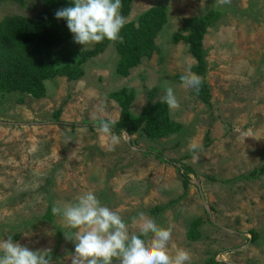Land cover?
I'll return each instance as SVG.
<instances>
[{
	"label": "rangeland",
	"instance_id": "374dc122",
	"mask_svg": "<svg viewBox=\"0 0 264 264\" xmlns=\"http://www.w3.org/2000/svg\"><path fill=\"white\" fill-rule=\"evenodd\" d=\"M41 4L0 0V19L12 13L33 17ZM158 4L166 7L167 22L155 38L157 50L128 74L117 72L119 55L110 41L84 63L81 77L46 79L40 97L0 92V241L11 237L32 251L50 250L52 264H72L75 241L66 234L77 229L52 208L75 203L78 195L92 191L123 218L130 234L139 233L133 221L140 213L170 228V252L187 250L190 264H208L209 257L217 264H264V173L237 178L264 162V138L239 135L252 129L264 137V0H132L126 19L135 21ZM213 7L224 13L203 37L210 92L206 103L181 86V75L195 59L187 44L173 43L171 35L184 18ZM165 81L179 99V108H168V113L182 124L180 132L151 139L138 131H112L120 141L113 146L97 125L89 128L97 118L118 120L121 107L112 91L132 86L136 92L130 110L137 114L149 89L156 88L153 100L164 97ZM192 142L200 146L194 152L189 150ZM169 158L195 170L184 194L183 176L175 167L180 162ZM172 198L178 199L158 215L147 212ZM49 204L51 220L43 217ZM193 220L199 221L200 234L190 239ZM113 264L120 261L114 258Z\"/></svg>",
	"mask_w": 264,
	"mask_h": 264
},
{
	"label": "trees",
	"instance_id": "16d2710c",
	"mask_svg": "<svg viewBox=\"0 0 264 264\" xmlns=\"http://www.w3.org/2000/svg\"><path fill=\"white\" fill-rule=\"evenodd\" d=\"M121 15L125 18L131 9L132 0H121ZM73 6V0H42L38 12L33 17L16 13L6 14L0 19V92L19 91L35 97L44 94V81L58 74H64L70 79H77L84 73V63L91 57L101 53L109 44L105 38L100 43L91 47L80 49L78 43L72 38V32L67 26L64 18H57L55 13L63 8ZM224 10L222 8H210L199 16L183 19L182 25L171 35L173 43L184 41L188 51L195 59L190 70L201 75L203 83L200 91L193 90L195 96L203 102L208 103L210 92L204 78L206 71V50L203 47V37L208 27L216 24L221 18ZM167 22L166 7L158 4L143 10L135 21L131 20L121 29L122 42L115 41L114 45L119 55L116 70L126 75L129 69L139 64L144 57H149L157 50L155 38L163 25ZM113 42V41H112ZM156 88L148 91V100L141 107L139 113L134 114L130 110V104L135 96V89L129 85H122L110 94L119 106L121 112L112 131L126 132L128 135L138 131L140 135L147 138L165 137L172 133H178L182 129L179 121L173 120L168 113V106L162 99L153 100ZM60 109L55 110L53 117L58 120ZM97 118L88 123L93 129L101 120ZM140 131V132H139ZM156 156L162 160L161 153L154 150ZM169 162L178 161L175 167L181 171L183 176V194L187 191L190 183V173L195 170L188 163L177 158L167 159ZM264 173V162L252 168L247 173L237 178H255ZM172 198L167 203L155 204L147 209L152 215H158L169 205L177 201ZM49 204L43 217L51 220L52 213ZM197 220H193L188 228V237L197 238L200 232L196 228ZM60 236L61 230L57 228ZM140 233H137L139 235ZM254 240L257 233L250 231ZM143 238V236L141 237ZM208 264H217L214 257L207 259Z\"/></svg>",
	"mask_w": 264,
	"mask_h": 264
},
{
	"label": "clouds",
	"instance_id": "9594fccd",
	"mask_svg": "<svg viewBox=\"0 0 264 264\" xmlns=\"http://www.w3.org/2000/svg\"><path fill=\"white\" fill-rule=\"evenodd\" d=\"M220 4H229L231 0H219ZM121 0H73V6L58 10L55 15L67 21L74 40L85 47L102 42L120 41L121 29L128 20L121 15ZM181 86L193 89L197 93L203 80L190 69L180 77ZM163 102L169 109L179 108V99L173 86L164 82ZM95 119V118H94ZM115 120H101L97 125L101 133L110 136L113 146L119 144V137L112 134ZM239 132V130H237ZM244 139L264 137L254 134L252 129L239 132ZM200 146L192 142L189 150L195 151ZM54 215L63 218L66 224L77 231L66 237L75 241V252L71 256L72 264H113L114 258L120 264H190V253L177 249L172 254L169 242L172 239L170 228H162L155 220L144 213L139 220L133 221L139 228V235L129 232L128 224L115 211L101 204L92 191L76 197L75 203H66L52 208ZM151 237L142 239L141 237ZM0 264H52L50 250L32 251L22 246L11 237L0 241Z\"/></svg>",
	"mask_w": 264,
	"mask_h": 264
}]
</instances>
